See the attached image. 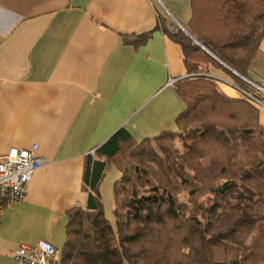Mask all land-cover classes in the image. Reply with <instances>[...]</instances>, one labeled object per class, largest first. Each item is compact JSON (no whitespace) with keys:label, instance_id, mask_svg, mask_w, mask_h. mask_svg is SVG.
I'll return each mask as SVG.
<instances>
[{"label":"crops","instance_id":"1","mask_svg":"<svg viewBox=\"0 0 264 264\" xmlns=\"http://www.w3.org/2000/svg\"><path fill=\"white\" fill-rule=\"evenodd\" d=\"M191 18L192 0H0V154L38 143L44 162L25 198L4 209L0 264H17L22 244L63 248L69 210L88 206V156L97 158L91 151L118 129L137 141L178 130L186 103L175 82L190 72L161 26L189 31ZM154 28L139 47L124 39ZM217 60L228 70L200 69L241 97L233 77L240 73ZM248 75L264 87V38ZM257 109L264 126V108ZM121 175L110 162L101 193Z\"/></svg>","mask_w":264,"mask_h":264},{"label":"trees","instance_id":"2","mask_svg":"<svg viewBox=\"0 0 264 264\" xmlns=\"http://www.w3.org/2000/svg\"><path fill=\"white\" fill-rule=\"evenodd\" d=\"M161 27L181 45L190 73L202 61L227 69L216 56L249 78L264 38V0H192L188 29L206 49L182 30ZM156 29L124 39L139 47ZM175 85L186 103L177 131L137 141L121 127L96 149L97 158L88 156L89 202L68 212L63 264H264V126L258 109L225 94L212 77ZM175 132L184 152L171 142ZM128 150L131 162L123 164L120 156ZM110 162L122 172L114 184L115 224L101 194Z\"/></svg>","mask_w":264,"mask_h":264},{"label":"built area","instance_id":"3","mask_svg":"<svg viewBox=\"0 0 264 264\" xmlns=\"http://www.w3.org/2000/svg\"><path fill=\"white\" fill-rule=\"evenodd\" d=\"M168 28L174 32L178 30L174 25H169ZM239 75L258 93L237 86L241 97L258 108H264V87L242 74ZM188 76L211 77L210 73L201 70ZM174 82L175 79L170 80L171 84ZM38 149L39 144L34 143L28 148H12L7 153L0 154V236L5 207L25 198L30 181L44 164L42 157L37 154ZM94 152L95 149L91 151ZM13 256L17 264H63L62 249L47 240H40L34 245L22 244L14 251Z\"/></svg>","mask_w":264,"mask_h":264},{"label":"rangeland","instance_id":"4","mask_svg":"<svg viewBox=\"0 0 264 264\" xmlns=\"http://www.w3.org/2000/svg\"><path fill=\"white\" fill-rule=\"evenodd\" d=\"M177 27H178L177 29L182 30L183 32H185L187 34L189 33V31L187 32L182 27H179V26H177ZM205 64L206 63L204 61L200 62L198 64V68L195 69L194 72H196L198 70L205 71L206 68L200 69V66L201 65H205ZM191 73H193V72H191ZM178 135H179L178 132H175V136H174L175 138L171 142H173L172 144H173V146H174L175 149L179 150L180 152H184L185 151V148L183 147L182 140H181V138ZM154 143L158 147L157 143L156 142H154ZM129 151L130 150H128L126 152V154H123V155L120 156V158L122 159V163L123 164L131 162L130 161L131 158L128 155ZM101 194H102V201H103V205H104L105 214H106L107 218L111 221V223L112 224H115V219H114V215H113L114 202H115L114 190H113L112 187L109 188V190H107L105 188V189H102V193ZM180 197H181L182 200L188 199V195L185 192H181L180 193ZM204 199H206V198H204Z\"/></svg>","mask_w":264,"mask_h":264},{"label":"water","instance_id":"5","mask_svg":"<svg viewBox=\"0 0 264 264\" xmlns=\"http://www.w3.org/2000/svg\"><path fill=\"white\" fill-rule=\"evenodd\" d=\"M188 32V31H187ZM193 39L194 41H196V43H198L199 45H201L204 49H206L201 42H199L191 33H188ZM216 57V56H215ZM217 58V57H216ZM218 59V58H217ZM221 61V60H220ZM229 68V67H228ZM231 69V68H230Z\"/></svg>","mask_w":264,"mask_h":264}]
</instances>
